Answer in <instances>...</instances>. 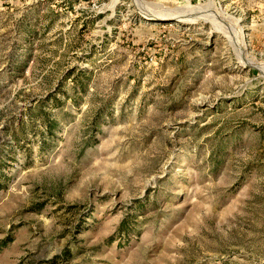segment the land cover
<instances>
[{
    "label": "rangeland",
    "instance_id": "374dc122",
    "mask_svg": "<svg viewBox=\"0 0 264 264\" xmlns=\"http://www.w3.org/2000/svg\"><path fill=\"white\" fill-rule=\"evenodd\" d=\"M0 264H264V0H0Z\"/></svg>",
    "mask_w": 264,
    "mask_h": 264
},
{
    "label": "bare ground",
    "instance_id": "6f19581e",
    "mask_svg": "<svg viewBox=\"0 0 264 264\" xmlns=\"http://www.w3.org/2000/svg\"><path fill=\"white\" fill-rule=\"evenodd\" d=\"M150 16H151V15H150ZM177 16H178V15H177ZM152 17H153V18H162V17H163V18H166L165 16L160 17V15H152L151 18H152ZM167 18H168V17H167Z\"/></svg>",
    "mask_w": 264,
    "mask_h": 264
}]
</instances>
